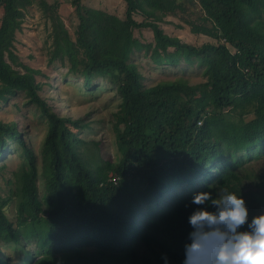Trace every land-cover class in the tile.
<instances>
[{
	"label": "trees",
	"instance_id": "16d2710c",
	"mask_svg": "<svg viewBox=\"0 0 264 264\" xmlns=\"http://www.w3.org/2000/svg\"><path fill=\"white\" fill-rule=\"evenodd\" d=\"M122 1L120 17L69 0L72 30L58 0L37 2L51 26L48 62H67L83 91H116V153L104 159L100 142L81 135L90 123L52 110L39 94L40 71L14 51L33 0H0V102L23 92L47 126L37 153L16 121L0 119V155L15 140L22 158L9 176L0 165L7 185L0 193V264H13L9 249L19 264H162V256L180 264L191 194L219 187L241 194L234 167L264 154V0ZM165 16L216 42L197 45L165 33ZM144 28L152 41L135 35ZM141 49L155 65L196 64L203 80L145 86L131 59Z\"/></svg>",
	"mask_w": 264,
	"mask_h": 264
},
{
	"label": "rangeland",
	"instance_id": "374dc122",
	"mask_svg": "<svg viewBox=\"0 0 264 264\" xmlns=\"http://www.w3.org/2000/svg\"><path fill=\"white\" fill-rule=\"evenodd\" d=\"M46 1L53 2L54 0ZM58 1L60 3L59 15L67 28L72 30L77 21L72 6L69 0ZM37 2L38 0H33L25 10L21 29L15 34L14 51L21 62L40 71L35 76L36 81L41 84L39 94L47 101L51 109L58 114L72 118L85 117V122L90 123V128L84 129L81 135L86 139L98 140L102 157L113 159L116 148L113 142L114 131L110 117L119 103L116 91L114 88L106 89L107 85H99V88L93 91H83L81 90V78L68 74L67 62L61 63L59 59H55L51 63L48 62L51 26ZM83 4L114 13L120 17L123 16L125 9L122 0H83ZM135 17L140 18L139 15H135ZM180 24L182 22L175 16H165L159 22L165 33L177 36L185 42L197 45L204 42H216L206 35L194 34L189 31L187 26L180 27ZM135 35L144 42L152 41V33L147 28L141 29V31L135 30ZM131 59L142 72L145 86L177 77H181L189 83L203 80L201 68L196 64L155 65L149 60L143 49L136 50ZM0 119L16 121V128L23 132L27 144L38 153L47 128L46 120L34 104L25 102L23 92L11 95L6 101L0 102ZM7 148V151L0 155V165L4 164L5 166V176H9L10 172L17 168L22 161L15 140L9 142ZM38 161L40 162V158ZM234 170L239 172L242 177L241 194L248 213L252 215L264 209V186L260 183L263 182L262 177L264 176V154L245 160L242 164L235 166ZM3 180L0 176V193H5L7 189ZM37 182L39 191L42 192L41 177ZM9 208L8 216L13 219L14 208ZM138 249L139 252L147 251L144 245H140ZM8 253L13 264L20 263L15 252L9 249Z\"/></svg>",
	"mask_w": 264,
	"mask_h": 264
},
{
	"label": "clouds",
	"instance_id": "9594fccd",
	"mask_svg": "<svg viewBox=\"0 0 264 264\" xmlns=\"http://www.w3.org/2000/svg\"><path fill=\"white\" fill-rule=\"evenodd\" d=\"M190 202L180 264H264V209L249 217L239 189L228 187L197 190Z\"/></svg>",
	"mask_w": 264,
	"mask_h": 264
}]
</instances>
